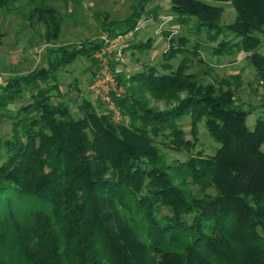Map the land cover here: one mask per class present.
<instances>
[{"label": "trees", "instance_id": "1", "mask_svg": "<svg viewBox=\"0 0 264 264\" xmlns=\"http://www.w3.org/2000/svg\"><path fill=\"white\" fill-rule=\"evenodd\" d=\"M12 1L0 0V10L8 13ZM154 1L134 0L123 20L101 30L111 33L117 24L126 32L142 17H155ZM221 3L234 11L228 24L220 23ZM168 5L186 34L169 38L165 62L195 55L203 32L213 55L242 54L264 85V0ZM22 17L30 28H43L45 45L57 39L61 20L50 4L28 0ZM98 46H48L42 64L0 86L8 136L0 157V264H264V105L248 128L245 117L257 108L235 100L237 74L204 83L184 74L181 60L165 72L129 77L124 96L114 100L125 125L86 97L74 116L52 98L62 96L65 68L79 56L93 61ZM146 92L174 106L146 108ZM183 115L191 141L173 123ZM200 121L217 144L210 156L191 154ZM158 135L187 156L165 163Z\"/></svg>", "mask_w": 264, "mask_h": 264}, {"label": "rangeland", "instance_id": "2", "mask_svg": "<svg viewBox=\"0 0 264 264\" xmlns=\"http://www.w3.org/2000/svg\"><path fill=\"white\" fill-rule=\"evenodd\" d=\"M43 2L50 4L61 20L57 39L50 41L48 45H45L42 39L43 28L38 24L30 28L27 20L22 17V14L27 12L28 0H13L8 13L0 10V34H2L0 37V86L4 85L9 77L24 74L42 64L44 48L48 46L60 44L85 46L87 41L99 44V37L103 34L110 37L122 34L123 32L116 31L117 24L111 27L114 30L111 33L102 31L101 27L112 21L123 20L129 14L134 0H78V4H72L71 0H43ZM152 5L157 7L156 16L142 17V27L131 33L126 47L117 60L113 58L109 60L108 71L114 78L116 86L121 90L117 98L124 96L126 87L129 85V77L132 74L151 72L150 70L156 73L165 72L166 70L162 67L168 65L169 69H173L182 60L186 63L184 74H191L204 83L237 74L238 81L234 89L235 100L243 103L244 107L249 105L257 108L245 117V125L251 128L260 106L264 105V85L255 80L254 72L243 55L236 52L213 55L209 49L212 44L205 39L204 33L201 32L199 38L203 47L199 48L195 55L183 52L165 62L163 53L168 49L169 38L186 34V31L184 27L177 24L174 17L168 15V0H155ZM220 5L222 7L220 23L232 22L234 11L231 6L228 3ZM158 28H160L159 33H157ZM230 38L227 36V39ZM194 40V35H191L188 45H192ZM146 42H150L147 48L133 49L132 47L133 44H146ZM111 55L113 54H109V57ZM96 66L97 62L94 58L93 61H89L84 56L77 57L61 74L58 89L62 96H55L52 101L65 102L70 108V113L76 116L79 115L76 110L77 105L81 98L86 97L93 106L98 105L100 110L108 113L105 105L99 99L94 98L91 89L98 69ZM101 84V82L96 84V86L100 85L98 90L106 88L104 84ZM99 93L100 91H98V95ZM109 95L113 99L116 98L113 92H110ZM184 95L183 91L179 92L176 98L181 99ZM144 99V106L156 111L168 110L174 106V100L164 102L151 97L147 92L144 94ZM114 103L120 119L117 120L118 122L116 120V122H112L125 125L127 117L121 114L116 107V102ZM6 123L5 120L0 122V157L2 141L8 137ZM173 123L183 130L186 139L192 140L187 133L189 123L187 116L183 115ZM196 126V140L191 154L200 152L202 156H210L217 144L208 137L201 121L197 122ZM168 131L169 129L164 127V132ZM155 146L163 155L165 163H170L175 159H184L187 156L184 151L177 152L170 148L169 137L158 135Z\"/></svg>", "mask_w": 264, "mask_h": 264}, {"label": "built area", "instance_id": "3", "mask_svg": "<svg viewBox=\"0 0 264 264\" xmlns=\"http://www.w3.org/2000/svg\"><path fill=\"white\" fill-rule=\"evenodd\" d=\"M141 27L142 21L140 20L132 29L123 32L122 34H117L111 37L106 34L101 35L99 37V46L92 54V59L94 58L96 60V67L98 69L96 75L94 76L95 81L93 82L91 89L93 90L94 98L99 99L105 105L111 121H117L120 119L118 118L114 107V100L119 97V93L121 90L116 86L114 78L110 76V72L108 71L109 60L111 58L117 60V58L123 52V49L126 47V42L130 39L131 33H133L134 31H138ZM159 32L160 28H158L157 30V33ZM109 54L113 55L109 57ZM100 82L104 84V86H106L104 90H98V87L100 88V85L96 86V84H99ZM98 91H100L99 95ZM110 92H113V95L116 98L113 99L109 95Z\"/></svg>", "mask_w": 264, "mask_h": 264}]
</instances>
